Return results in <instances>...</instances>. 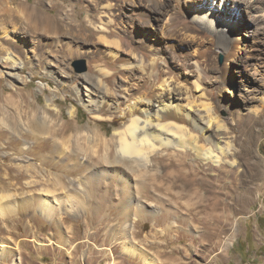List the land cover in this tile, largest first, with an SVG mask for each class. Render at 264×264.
Returning <instances> with one entry per match:
<instances>
[{"label": "bare ground", "instance_id": "1", "mask_svg": "<svg viewBox=\"0 0 264 264\" xmlns=\"http://www.w3.org/2000/svg\"><path fill=\"white\" fill-rule=\"evenodd\" d=\"M121 1L95 0L97 9L94 15L90 13L87 6H84L88 12L86 21L95 30L97 40L105 48L103 49V55L89 62V72L91 74H85L80 84L78 83L79 85L74 84L72 94L76 101L93 118L100 120L105 117L119 116L124 121L113 130L110 137L106 135V132H102L98 128L89 127L81 131L82 127L79 125H70L64 121V123H57V126L54 123L49 125L46 121L38 124L41 131L47 134V137L44 138L46 141H49L48 138L57 141L55 142V147L60 158L71 160L69 162L74 163L73 166L71 165L72 168H81L84 166L81 159L88 160L89 169L85 177L74 181L64 178V175L68 174L67 172H52L49 170L48 175H51L54 184L53 188L42 189L45 190L47 197L43 200L40 199L41 201L39 202L35 201L36 204L30 200L22 207L26 211L37 210L35 205L39 203L38 206L41 207V211L47 212L48 215V212H53L54 200L61 202L60 198H64V201L67 200L80 207V209L82 208L85 216L87 214L100 215L98 214L99 208L92 205L91 201H98L101 205H104L105 197L106 199L111 197L113 188H118L115 184V179H120V184L127 185L131 180L128 181L130 178H127L126 173L135 172L138 173L142 180H139L140 182H137L135 186L131 184L136 190L133 191V196L127 197V205L125 206L126 203H123L125 215L123 213V217L116 216V219L120 222L125 218L123 221L126 222L125 216L131 215L151 219L155 218L157 212L151 209L146 210L147 206L142 201V197L145 199H149L150 196L154 198L153 203L155 206L165 203L162 197L158 195L157 197L152 196L150 188L153 187L157 191L158 188L153 181L159 177L166 176L169 181L183 188L193 191L200 190L204 194V200L208 201L207 203H200V206L203 207L201 209L203 214L200 215V218L196 217L199 211L196 210L195 205H190L188 202L175 201L177 204L176 211L171 210L168 206L165 208L161 207V211L164 217H167V219L174 217L179 223L195 222L197 218L203 224L195 234H190L183 229L179 233L189 236L193 243L200 240V253L206 259L208 258L206 264H211L216 254L220 253L221 256L235 236L234 230L228 234L226 239L223 234L230 229L235 218L233 202L231 203L234 198L230 196V192L226 189L228 187L231 189L238 188V173L236 175L238 166L241 162H245L252 168L253 172L255 171L256 174L260 173L258 172V162L260 160L255 159L254 145L259 133L262 131L261 128L257 129V127L264 125V122H260L259 120L261 119L257 118L264 113V91L255 99L246 98L249 104H245L239 114L228 119L229 117L221 113L222 106L216 97L220 92V84L214 83V78L212 80L214 76L211 73L212 68L207 67L203 61L207 60L208 55L206 54V57L203 54V58H206L203 59L202 54L188 56L184 53L176 54V51V55L172 56L169 53L170 56L163 54L159 48H150V45L148 46L146 43L148 38L147 28L152 26V23L146 17L145 12L154 9L150 3H156L158 6H161L159 2H162L163 6H167L170 3L173 6V10L166 20L167 23H164V32L167 31L168 34L174 32L175 34L176 32L187 33L188 31L200 32L201 30L217 35L218 38V35L224 36L227 31L231 35L235 31L242 29L238 22V25L235 26L236 30L228 29L227 25L236 23L234 20H239L241 17L240 15L236 16V12H240L243 5L245 4L246 6V3H250L252 0H184L187 2L188 8L193 11L189 13L191 17L182 14V10L181 14L178 13L180 0H123L125 6L127 7L128 4H131L133 10L125 14L129 19L127 20L131 22L132 18L136 19L145 28L144 33L137 37L136 43L132 41V24L124 22V25H120L121 23L117 21L114 9L120 6ZM259 2L264 4V0H259ZM79 3L80 0L73 4L72 11L74 16H78V13H80L77 11L80 8ZM165 14L163 15L165 16ZM24 18H28L32 23L42 25L48 29L58 28L57 25H59L53 14L50 15L48 12L38 9L35 4L28 0H0V46H2L4 51L2 59L9 64V69L6 73L12 76L13 79L20 80L18 68L24 67L28 62L35 69L33 72L49 76L58 85H64L65 78L62 77L64 75L52 68L54 63L52 58L45 57L43 60L33 62V49L21 47V44H15V49H12L1 44L4 39H10L13 44L16 42L13 36L10 35L12 29H8L4 24L13 23L18 19ZM156 20H159L158 17ZM222 25L225 26L222 27ZM65 26L73 28L74 31H78V28H83L81 23L79 24L74 19L69 24H65ZM206 36L208 37V35ZM207 37L205 38L207 39ZM238 39H242L240 35ZM53 42L62 45L66 43L72 44L71 42H76V40L72 34L71 36L63 34V36L56 37ZM226 44L224 45L226 46ZM94 47L96 46L94 45ZM169 47L170 49L166 50H172L171 46ZM93 49L92 46L87 47V50L93 51ZM217 51L220 52V50ZM169 57H174V60L170 59L171 61H169ZM219 81L221 83L220 79ZM223 85L232 87L228 78L223 79ZM231 90L233 91V88ZM51 104L52 102L47 103V106L49 107ZM48 110L50 112L51 109L48 108ZM51 112L53 113V111ZM60 112L57 114V118L60 117ZM74 112H76L75 106L69 109L71 117H73ZM192 154L197 156V158L199 157L207 167H204L201 163L200 165L198 162V164L195 163L194 156L191 157ZM156 160L157 162H155ZM154 164H158V167L164 172L160 171V174L157 175L149 173L150 166ZM98 171H101V173ZM114 171L117 172L115 179L113 175L109 174ZM132 177L135 178L133 175ZM132 187L130 186V189ZM128 190L129 187L126 191L128 192ZM59 193H62L63 196H58ZM129 193H131L130 190ZM12 195L0 193V217L2 219H9L12 215H16V207L14 206H17V204L11 199V197L13 198ZM18 206L17 209L20 208ZM150 206L152 207V205ZM182 208L187 211H185L186 213H184L183 217L177 215ZM50 218L54 221L55 230L58 233L62 225L56 221L55 217L50 216ZM59 218L64 219L66 217L62 215ZM167 219L165 220L167 221ZM96 220L99 223L104 220L103 224L106 225L105 223L109 224L111 219L98 216ZM155 222H153V225L158 224L157 220ZM87 223L90 227L91 222ZM127 224H123L124 226L121 227V230L116 227L113 228L114 230L111 229L106 239L110 240L111 236L119 233L121 239H123L121 242H123L122 252L124 254L131 258L141 259L143 264H154L148 251L144 247L138 246L131 239L132 236L135 237L136 232L132 230L131 236L129 234L130 231H128L130 228L127 227ZM171 224L163 221L164 229L155 230L156 232H153L151 237L154 239L170 238V235L172 236L171 228L174 226V224ZM89 233L88 236L90 237L92 234H96L90 231ZM164 242L159 241L157 245L162 243L160 246L163 247L168 245L169 241L164 240ZM80 243L81 241L78 242V245ZM153 244H155L154 241H151L148 246L151 247ZM0 246H6V244L0 242ZM104 249L105 247H101L98 250L103 253ZM180 251L181 249H178L174 252L180 253ZM160 252L165 254L164 250ZM171 256V261L166 264H190L194 261L190 259L192 260L190 262H180L178 256ZM17 263L15 262V264Z\"/></svg>", "mask_w": 264, "mask_h": 264}, {"label": "rangeland", "instance_id": "2", "mask_svg": "<svg viewBox=\"0 0 264 264\" xmlns=\"http://www.w3.org/2000/svg\"><path fill=\"white\" fill-rule=\"evenodd\" d=\"M28 1L35 4L38 9L48 12L50 15L53 14L57 24H59L57 25L58 28L48 29L42 25L32 23L28 18L18 19L13 23L4 24L8 29H12L10 35L13 36L16 42L13 44L10 39H4L1 44L12 49H15V44H21V47H26L30 50L33 49V62L43 60L45 57L52 58L54 61L52 68L64 75L62 77L65 78V84L60 86L51 77L33 72L35 69L28 62L24 67L18 68L20 80L13 79L12 76L6 73L9 69V64L2 59L4 51L2 46H0V193L13 194L11 199L21 208L19 210L20 208L17 209L15 205L16 215H12L9 219L0 217V242L6 244V246H0V264H15V262H18L17 264H143L141 259L131 258L122 252L123 242L121 241L123 239H121L119 233L111 236L110 240L106 239L111 229L114 230L113 228L116 227L121 230V227L124 226L123 224L127 223H130V225L127 224V227L130 228L128 230L130 231L129 234L131 235L132 230L136 232L135 237L131 235V239L138 246L144 247L148 251L154 264H166L171 261V255L178 256L180 262L194 260L190 264H206L208 258L206 259L200 253V240L193 243L189 236L179 233L183 229L190 234H195L203 224L197 218L195 222L188 221L185 224L179 223L174 217L167 219V217L163 216L161 209L168 206L171 210H175L177 206L175 201L188 202L190 205H195L196 210L199 211L196 217L200 218V215L203 214V211H201L203 207L200 206V203H207L208 201L204 200V194L200 190L193 191L183 188L169 181L166 176L159 177L153 181L158 189L156 191L152 187L153 189L150 188V193L154 197H157V195L162 197L167 204L163 203L160 206H155L153 203L154 198H151V196L149 199L142 197V201L147 206L146 210L151 209L157 212L155 218L151 219L141 218L137 215L125 216L126 222L123 221L125 218L121 220L122 222L116 219L118 216L123 217V213L125 215L123 206L127 201V197L133 196V191L136 190L131 184L135 186L137 182H140L139 180H142L138 173L135 172L126 173L127 178H130L128 181L131 180L127 185L125 184L126 186L120 184V179H115L116 171L109 173L113 175L118 188H115L116 190L113 188L111 197L107 199L105 197L104 205H101L98 201H91L92 205L99 208L98 214L100 215L87 214L85 216L82 208L80 209V207L67 200L64 201V198H60L61 202L54 200L53 212H48V215L55 217L56 221L62 225L58 233H56L54 221L47 215V212L41 211V207L38 206L39 203L35 205L36 202L47 197L45 190H42L43 188H53L54 183L51 175H48L49 170L52 172H67L68 174L64 175V178L74 181L85 177L89 169L88 160L81 159L84 166L72 168L74 163L69 162L71 160L60 158L55 147V142L57 141L52 138H48L49 141H46L44 138L47 137V134L41 131L38 124L43 121H46L49 125L54 123L56 126L57 123L61 122L70 125L77 124L82 127L81 131L89 127L98 128L102 132H106V135L110 137L113 130L119 127L124 119L119 116L105 117L100 120L95 119L76 101L72 94L74 84L79 85L85 74H91L89 72V62L104 54L103 49L105 46L99 43L95 30L86 21L88 12L84 6H87L90 13L94 15L97 9L95 0L93 2L91 0H80V8L77 9L80 12L78 16H74L72 11L73 4L77 3L78 0ZM252 2L254 0L250 3L247 2V7L244 4L243 8H240V12H236V16H241L239 20H234L236 23H228L229 25H227L228 29L236 30L235 26L238 25V22L242 29L235 31L231 35L227 31L224 36L218 35L220 38H217V35L201 30L200 32L188 31L187 33L176 32L175 34L171 32L173 35L171 33L168 34L167 31L164 32V23H167L166 20L173 10V6L170 3L167 6H163L162 2H159L161 6L156 5V3H150L154 9L145 12L146 17L152 23L151 25L155 26L147 28L148 38L146 43L148 46L150 45V48H159L163 54H171L172 56L176 51V54L184 53L188 56L202 54V58L206 54L208 55L209 58L206 56L207 60L203 61L207 67L212 68L211 73L214 76L212 77V80L214 78V83L220 84V92L216 97L222 106L221 113L229 117L228 119L239 114L240 110L244 108L243 106L249 104L246 98L255 99L264 91V15H262L264 13V4H261L259 0ZM51 6L53 7L50 8ZM129 7L131 8V4L126 7L125 2L122 0L120 6L114 9L117 21L121 23L120 25H124V22H129V19L125 16L127 12L133 11ZM180 12L191 17L189 13L193 11L188 8L186 1L180 0L178 13L181 14ZM157 17L159 20H156ZM73 19L79 24L81 23L83 28H78V31H74L73 28L65 26ZM129 23L132 24V41L136 43L137 37L144 33L145 28L138 20L133 18ZM224 26L222 25V27ZM63 34L70 36L72 34L76 42L62 45L53 42L56 37L63 36ZM239 35L242 38L241 40L238 39ZM228 40L230 43H227ZM212 42H215L214 45ZM88 46H92L94 52L87 50ZM169 46H171L173 52L172 50H166L170 49ZM224 48H226V51ZM217 50H220V52ZM210 58L211 60L209 61ZM170 59L173 61L174 57H169V61H171ZM224 78L230 80L231 88L223 85ZM232 88L233 91L231 90ZM49 99L50 101H48ZM54 99L55 101H53ZM51 102L52 104L48 107L47 103ZM74 106L76 112L71 117L69 109ZM48 108L51 109L50 112ZM59 112V116L63 119L57 118ZM257 118L261 119L259 121L263 123L264 113ZM262 127H257V129L261 128L262 131L259 133L254 145L255 159L260 160L258 162V172L260 173L256 174L255 171L253 172L252 168L245 162H241L238 166L239 171H236V175L238 173V188L231 189L228 187L226 189L230 192V196L234 198L231 203L233 202L235 218L230 229L223 234L226 239L228 234L234 230L235 236L221 256L220 253L216 254L211 264H264V125ZM191 157H193L195 163L198 162L199 165L201 163L204 167H207L199 157L197 158L194 154ZM160 171L164 172L158 167V164L150 166L149 173L157 175L160 174ZM98 172L101 173V171ZM127 186L130 192H133L132 194L129 193V190L128 192L126 191ZM130 186L132 187L131 189ZM58 196L62 197L63 194L59 193ZM30 200L35 203L37 210L26 211L23 208L24 204ZM149 205H152V207H149ZM180 210L181 212H178L177 215L183 217L187 211L184 208ZM62 215L66 218L60 219L59 217H62ZM98 216L110 218L111 220H109V224L105 223L106 225H104V220L101 223L96 220ZM156 220L158 224L153 225ZM89 221L91 222L90 227L87 223ZM163 221L170 222L172 223L171 225L174 224L171 228L172 236L170 235V238L163 237L162 239L152 238L151 234L153 232L164 229ZM88 230L96 234H92L90 237L88 236L90 234ZM85 232L87 235H85ZM164 240L169 241L168 245L163 247L160 246L162 243L157 245L159 241L165 243ZM79 241L81 243L78 245ZM151 241H154L156 245L153 244V246L149 247L148 245ZM101 247H105L103 253L98 250ZM178 249H181L180 253L174 252ZM162 250H164L165 254L160 252Z\"/></svg>", "mask_w": 264, "mask_h": 264}]
</instances>
